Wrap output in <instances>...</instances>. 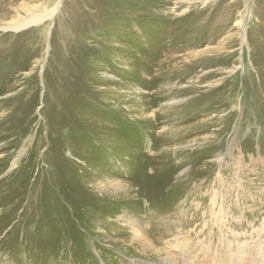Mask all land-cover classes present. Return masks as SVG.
Here are the masks:
<instances>
[{
    "label": "rangeland",
    "instance_id": "1",
    "mask_svg": "<svg viewBox=\"0 0 264 264\" xmlns=\"http://www.w3.org/2000/svg\"><path fill=\"white\" fill-rule=\"evenodd\" d=\"M11 1L0 264H264V0Z\"/></svg>",
    "mask_w": 264,
    "mask_h": 264
},
{
    "label": "bare ground",
    "instance_id": "2",
    "mask_svg": "<svg viewBox=\"0 0 264 264\" xmlns=\"http://www.w3.org/2000/svg\"><path fill=\"white\" fill-rule=\"evenodd\" d=\"M155 2V0H153ZM117 3V2H116ZM139 3V2H138ZM151 0H145L143 5H136L135 7H130V14L131 16L137 17V15H141L142 17L146 18L148 17V15H150V8H151ZM157 3H160L159 1ZM12 1L11 0H0V22L5 21L6 19H8L12 13H13V7H11L12 5ZM137 4V3H136ZM124 7L126 6V4H122ZM122 5H117L118 8H121ZM156 4H153V6H155ZM129 6V5H128ZM127 6V7H128ZM115 10V9H114ZM118 10V9H116ZM122 10V9H121ZM120 10V11H121ZM142 10V11H141ZM123 11V10H122ZM128 12V11H127ZM126 12V13H127ZM154 12V11H153ZM118 13V12H117ZM156 12L153 13V15H155ZM34 23H38V20L32 17H28V19L23 20L22 22L18 23V24H12L11 26H9V28H3V30H8L11 29L13 31H20L23 28L27 27L29 24H34ZM129 27V26H128ZM126 28V27H125ZM127 29V28H126ZM132 26L129 27L127 29L128 34H132L133 30H132ZM117 31H122V30H118ZM185 33V32H184ZM174 34L168 35L167 38H164L165 43H170L171 47H178L176 46L177 41L179 36H183V34L178 33L177 36H173ZM131 38V37H130ZM130 38L127 39L126 41H130ZM190 37L187 36V40H189ZM192 45V44H190ZM184 49H173L170 48L169 51L170 53H172L175 56H172L170 58H166L165 61L162 62V67L164 69H170L172 67V64L169 62V59H171V62L173 63L174 67H175V71H176V76L178 80H183L182 76L185 78H189V77H193L195 74V66L200 67L204 62H203V58L202 57V52L197 51V50H193V49H188L186 51H184L185 53L181 56H176V54L183 52ZM5 58L4 53L0 54V63L2 62V60ZM169 65V66H168ZM208 66H211V63L207 64ZM206 65V66H207ZM155 66V65H154ZM152 66V67H154ZM2 69V68H1ZM161 77H164L163 73H159L158 74ZM168 82V80L166 81ZM171 83V82H170ZM169 84V83H168ZM13 89L12 86H8V87H0V94H5L7 92H11ZM5 92V93H2ZM17 98V97H16ZM15 99V98H13ZM207 101V100H206ZM14 102V101H13ZM204 102V99H199L197 101V103H202ZM210 107V106H209ZM209 109V108H208ZM204 110L202 109L201 111L197 112L195 114V116H198L199 114H201ZM206 112V111H205ZM222 145V144H221ZM137 223V222H136ZM135 226V225H134ZM134 233L136 234L137 237H140V233H141V227H134Z\"/></svg>",
    "mask_w": 264,
    "mask_h": 264
}]
</instances>
